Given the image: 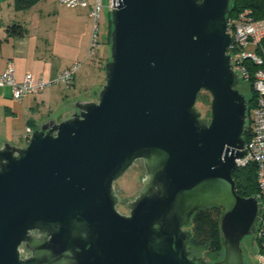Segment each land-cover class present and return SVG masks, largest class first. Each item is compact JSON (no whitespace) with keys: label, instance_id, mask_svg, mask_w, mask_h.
<instances>
[{"label":"water","instance_id":"obj_1","mask_svg":"<svg viewBox=\"0 0 264 264\" xmlns=\"http://www.w3.org/2000/svg\"><path fill=\"white\" fill-rule=\"evenodd\" d=\"M230 1L112 0L97 99L24 146L0 145V264H245L262 206L232 177L247 153V100L226 53ZM202 91L209 120L195 108ZM136 160L144 176L123 214L113 183ZM211 205L218 262L187 249L191 216Z\"/></svg>","mask_w":264,"mask_h":264},{"label":"crops","instance_id":"obj_2","mask_svg":"<svg viewBox=\"0 0 264 264\" xmlns=\"http://www.w3.org/2000/svg\"><path fill=\"white\" fill-rule=\"evenodd\" d=\"M107 17L108 12L104 10L98 29L100 25L105 27ZM13 23L22 25L26 32L10 35L7 27ZM91 27L87 8L67 7L58 0H38L28 10L15 11L12 0H0V73L13 62L17 81L27 73L35 79L50 80L73 62L81 63L68 86L53 84L39 93L27 94L19 101L12 98L9 86L0 87V145L8 142L24 146L28 140L27 128L33 131L50 118L65 119L66 116L55 119L50 115L52 108L55 109L67 96L65 90L80 95L97 93L101 89L104 84L101 67L109 56L108 44L105 33L99 31V38L105 44L97 47L98 38L92 47ZM93 100L96 99L90 97L82 101Z\"/></svg>","mask_w":264,"mask_h":264},{"label":"built area","instance_id":"obj_3","mask_svg":"<svg viewBox=\"0 0 264 264\" xmlns=\"http://www.w3.org/2000/svg\"><path fill=\"white\" fill-rule=\"evenodd\" d=\"M67 7L88 9L92 20L91 46L96 44L98 24L104 9L111 12L112 0H58ZM115 1V0H114ZM228 31L233 36V42L227 47L230 54V65L237 75L239 83H250L255 94V103L246 118L249 132L245 142L247 153L236 158L237 167L252 164L255 168V180L262 211L256 233L262 235L264 230V52L260 50V41L264 39V18L254 19L249 10L241 11L235 18L228 19ZM81 63L73 62L67 68L59 71L53 79L33 78L31 73L25 74L21 81L15 79V66L9 62L5 71L0 73V87L9 86L14 100H21L27 94H36L53 84L68 86ZM29 138L31 129H26ZM258 251V249H257ZM264 262V253L258 251ZM250 255V254H249ZM248 255V256H249ZM250 259V256H249ZM251 261V260H250Z\"/></svg>","mask_w":264,"mask_h":264},{"label":"trees","instance_id":"obj_4","mask_svg":"<svg viewBox=\"0 0 264 264\" xmlns=\"http://www.w3.org/2000/svg\"><path fill=\"white\" fill-rule=\"evenodd\" d=\"M38 0H12V6L15 11H25L30 9ZM230 11L227 14V19L235 18L241 11L249 10L254 19L264 18V0H231ZM111 19V14H110ZM108 40L110 42L111 22L108 28ZM10 35H23L26 29L17 23H13L7 27ZM260 50L264 52V39L260 41ZM109 56L106 58L105 61ZM105 63V62H104ZM104 64L101 69H104ZM72 82V81H71ZM237 89L244 94L247 100V114L255 103V94L250 86V83H239ZM243 138L248 141L249 132L245 126ZM232 177L235 181V191L240 196L248 197L258 194V188L255 180V168L252 164L244 167H237L232 172ZM221 208L211 205L204 209L196 210L190 218L187 229L191 235L187 242V249L191 255L195 251L204 252V256L210 260H217L221 257L223 246L222 237L219 229V217ZM250 236H247V238ZM246 238V237H245ZM251 243L264 253V230L262 235L256 233L251 235Z\"/></svg>","mask_w":264,"mask_h":264},{"label":"rangeland","instance_id":"obj_5","mask_svg":"<svg viewBox=\"0 0 264 264\" xmlns=\"http://www.w3.org/2000/svg\"><path fill=\"white\" fill-rule=\"evenodd\" d=\"M107 11V9H104ZM108 12V11H107ZM103 21V18H101ZM110 24V12H108L107 17V23L104 25H100V29L97 31V38L96 41L99 38V31L100 33H105V39L108 40V28ZM98 45L102 46L105 44L102 40H98ZM95 47V48H97ZM98 49H96L95 53L98 54ZM107 52H109V45L106 46ZM104 64V63H103ZM102 64V65H103ZM99 92V91H98ZM97 93H79L74 92L72 90H65V94L67 95L63 101L60 100L59 104L54 108H52V111L50 115L57 119L60 116H66L68 118L72 112L74 111V103L78 100H84L89 99L90 97L93 99H97L96 94ZM196 110L200 113L201 118L209 120L210 118V95L208 92L202 91L199 93L196 103H195ZM246 125V124H245ZM144 176V167L141 160H136L124 173L121 175L117 180L114 181L113 187L115 188L116 192L118 193L121 203L117 205V210L123 214H126L128 212V209L126 208L127 202L134 199L141 187L142 179ZM242 243L245 248L246 256H250V260L253 264H264L263 259L261 255L258 253L257 248L251 243V235L250 237H246L242 240ZM22 251V250H21ZM24 252H21V255H23ZM194 256H201L204 257V252L202 251H195L193 252Z\"/></svg>","mask_w":264,"mask_h":264},{"label":"flooded vegetation","instance_id":"obj_6","mask_svg":"<svg viewBox=\"0 0 264 264\" xmlns=\"http://www.w3.org/2000/svg\"><path fill=\"white\" fill-rule=\"evenodd\" d=\"M128 213V212H127ZM126 213V214H127ZM241 249H242V255H243V261H244V263L245 264H253L251 261H250V259H249V256H246V251H245V248H244V245H243V243L241 242ZM22 250V251H21ZM21 252H24L23 253V255H21V257H27L28 255H29V252L28 251H26L25 249H24V247L23 246H21L20 247V254H21ZM191 256H194V255H191ZM201 257V256H200ZM203 259H205L207 262H218V261H220V259H221V257L219 258V259H217V260H210V259H208L207 257H202Z\"/></svg>","mask_w":264,"mask_h":264}]
</instances>
